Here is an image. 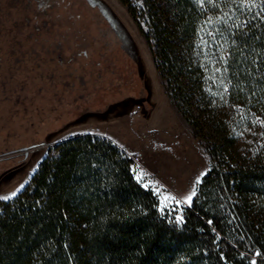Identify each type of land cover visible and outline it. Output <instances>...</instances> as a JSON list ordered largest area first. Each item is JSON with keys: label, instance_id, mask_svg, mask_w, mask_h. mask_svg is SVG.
<instances>
[{"label": "trees", "instance_id": "1", "mask_svg": "<svg viewBox=\"0 0 264 264\" xmlns=\"http://www.w3.org/2000/svg\"><path fill=\"white\" fill-rule=\"evenodd\" d=\"M120 1L209 167L162 208L110 138L50 143L0 207V264H264V0Z\"/></svg>", "mask_w": 264, "mask_h": 264}, {"label": "rangeland", "instance_id": "2", "mask_svg": "<svg viewBox=\"0 0 264 264\" xmlns=\"http://www.w3.org/2000/svg\"><path fill=\"white\" fill-rule=\"evenodd\" d=\"M175 97L120 0H0V197L48 144L90 132L134 157L162 208L189 205L209 157Z\"/></svg>", "mask_w": 264, "mask_h": 264}, {"label": "snow or ice", "instance_id": "3", "mask_svg": "<svg viewBox=\"0 0 264 264\" xmlns=\"http://www.w3.org/2000/svg\"><path fill=\"white\" fill-rule=\"evenodd\" d=\"M21 187H23V185H21ZM17 191H19V189H17ZM12 196H15L16 195V192H13L11 194ZM195 195V190L192 192L191 195L188 196L187 200L185 201V203H191V200H192V196ZM10 197H0V199H9ZM169 199H171V197L169 196H164L163 197V201L164 202H167ZM177 203H179V201L177 200ZM164 206H167L166 204H164Z\"/></svg>", "mask_w": 264, "mask_h": 264}]
</instances>
